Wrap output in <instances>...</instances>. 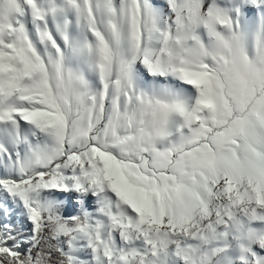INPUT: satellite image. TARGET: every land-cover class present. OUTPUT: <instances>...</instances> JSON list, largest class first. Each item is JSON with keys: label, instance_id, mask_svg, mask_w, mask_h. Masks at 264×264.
<instances>
[{"label": "snow or ice", "instance_id": "snow-or-ice-1", "mask_svg": "<svg viewBox=\"0 0 264 264\" xmlns=\"http://www.w3.org/2000/svg\"><path fill=\"white\" fill-rule=\"evenodd\" d=\"M0 264H264V0H0Z\"/></svg>", "mask_w": 264, "mask_h": 264}]
</instances>
